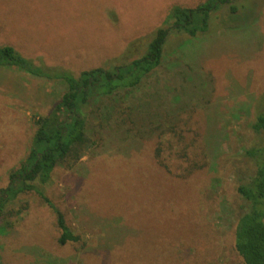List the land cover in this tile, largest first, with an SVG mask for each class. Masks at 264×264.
<instances>
[{
  "label": "rangeland",
  "instance_id": "1",
  "mask_svg": "<svg viewBox=\"0 0 264 264\" xmlns=\"http://www.w3.org/2000/svg\"><path fill=\"white\" fill-rule=\"evenodd\" d=\"M205 1L0 0V46L75 74L108 68L133 43L140 48L128 60L142 55L174 6ZM232 6L235 13L214 11L195 38L173 34L139 89L103 101L115 111L99 109L98 145L74 168L54 170L46 194L80 241L59 245L55 214L28 193L9 207L20 214L0 235V264H244L237 187L251 164L243 150L264 145L251 127L264 110V0ZM56 92L54 83L0 70V190Z\"/></svg>",
  "mask_w": 264,
  "mask_h": 264
},
{
  "label": "trees",
  "instance_id": "2",
  "mask_svg": "<svg viewBox=\"0 0 264 264\" xmlns=\"http://www.w3.org/2000/svg\"><path fill=\"white\" fill-rule=\"evenodd\" d=\"M236 1L206 0L196 8L174 6L153 38L145 43V52L138 58L128 60L136 54L135 48H140L133 43L118 59L120 64L84 70L79 74L62 67L48 66L42 59L26 57L14 46H0V70L24 73L54 83L59 88L52 110L46 116H34L36 129L27 157L18 169L10 173L7 187L0 190V235L4 236L12 229L10 218L20 214L10 210V205L22 195L35 193L56 216L59 245L78 243L80 236L71 230L64 213L46 194L45 189L54 170L58 167L74 168L98 145L99 133L93 123L96 116H100L103 101L112 102V98L121 92L139 89L161 67L166 45L173 34L197 37L198 33L208 30L210 18L220 6L229 5L235 13L236 7L232 4ZM261 99L264 100V96ZM102 107L115 111L112 105ZM251 127L256 135H263L264 110L261 108ZM167 130H160L159 136ZM242 155L251 164L237 187L242 205L237 211L235 249L244 264H264V145L257 143L244 149ZM156 159L160 166L167 168L161 158V148L156 150Z\"/></svg>",
  "mask_w": 264,
  "mask_h": 264
}]
</instances>
